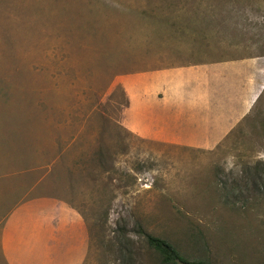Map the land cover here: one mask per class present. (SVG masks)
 Here are the masks:
<instances>
[{
	"label": "rangeland",
	"instance_id": "obj_1",
	"mask_svg": "<svg viewBox=\"0 0 264 264\" xmlns=\"http://www.w3.org/2000/svg\"><path fill=\"white\" fill-rule=\"evenodd\" d=\"M237 58L255 62V102L213 147L131 127L126 75ZM259 153L264 0H0V264L7 217L42 196L82 216V264H164L146 233L264 264Z\"/></svg>",
	"mask_w": 264,
	"mask_h": 264
},
{
	"label": "crops",
	"instance_id": "obj_2",
	"mask_svg": "<svg viewBox=\"0 0 264 264\" xmlns=\"http://www.w3.org/2000/svg\"><path fill=\"white\" fill-rule=\"evenodd\" d=\"M250 67H255L251 59L237 58L126 75L122 82L133 108L131 127L158 132L156 138L168 142L213 147L255 102L257 76ZM161 92L166 96L164 108L154 99ZM82 221L76 209L55 197L20 203L2 230L7 264H82L86 255ZM67 235L71 250L61 253L58 241Z\"/></svg>",
	"mask_w": 264,
	"mask_h": 264
},
{
	"label": "trees",
	"instance_id": "obj_3",
	"mask_svg": "<svg viewBox=\"0 0 264 264\" xmlns=\"http://www.w3.org/2000/svg\"><path fill=\"white\" fill-rule=\"evenodd\" d=\"M145 235L148 246L159 254L164 264H212L206 259L184 255L173 242L165 237L152 233Z\"/></svg>",
	"mask_w": 264,
	"mask_h": 264
},
{
	"label": "clouds",
	"instance_id": "obj_4",
	"mask_svg": "<svg viewBox=\"0 0 264 264\" xmlns=\"http://www.w3.org/2000/svg\"><path fill=\"white\" fill-rule=\"evenodd\" d=\"M258 159H264V153H259L257 156Z\"/></svg>",
	"mask_w": 264,
	"mask_h": 264
}]
</instances>
